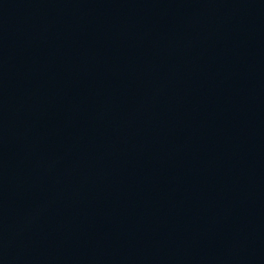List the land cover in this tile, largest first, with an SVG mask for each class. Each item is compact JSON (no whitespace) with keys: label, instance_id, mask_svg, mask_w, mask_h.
I'll return each instance as SVG.
<instances>
[{"label":"water","instance_id":"obj_1","mask_svg":"<svg viewBox=\"0 0 264 264\" xmlns=\"http://www.w3.org/2000/svg\"><path fill=\"white\" fill-rule=\"evenodd\" d=\"M0 264H264V0H0Z\"/></svg>","mask_w":264,"mask_h":264}]
</instances>
